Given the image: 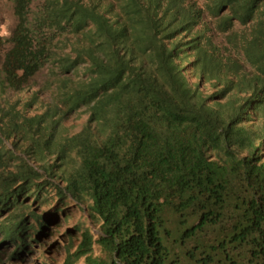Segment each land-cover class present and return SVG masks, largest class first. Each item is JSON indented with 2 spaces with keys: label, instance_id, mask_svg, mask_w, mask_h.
Returning <instances> with one entry per match:
<instances>
[{
  "label": "trees",
  "instance_id": "obj_1",
  "mask_svg": "<svg viewBox=\"0 0 264 264\" xmlns=\"http://www.w3.org/2000/svg\"><path fill=\"white\" fill-rule=\"evenodd\" d=\"M13 16L0 264L31 255L69 200L100 228L63 264H264V0H13ZM45 71L46 97L20 107Z\"/></svg>",
  "mask_w": 264,
  "mask_h": 264
},
{
  "label": "rangeland",
  "instance_id": "obj_2",
  "mask_svg": "<svg viewBox=\"0 0 264 264\" xmlns=\"http://www.w3.org/2000/svg\"><path fill=\"white\" fill-rule=\"evenodd\" d=\"M204 5L203 2L200 3ZM16 21L13 16V0H0V37L5 39L10 36L11 32L15 27ZM222 38L218 39L221 43ZM3 60V52L0 48V65ZM49 74L47 71L43 72L32 84L25 88L23 91L16 93L13 97L14 101H20V107L24 103L30 101L32 95L38 92L41 98H45L46 94L43 91L49 84ZM208 91L210 87L207 86ZM40 113L37 106L32 105L29 108L28 115H34ZM89 117L87 109L81 110L79 113L74 114L65 123V133L68 135H74L80 132L84 124ZM52 198L49 204L40 205L36 204L34 207L37 208L40 214H47V210L53 209L57 206V196L55 193H51ZM91 202L87 203H74L69 200L66 208V214H60V222H51L50 228L46 230V233L40 238V243L33 244L34 251L29 256L25 257V260L19 264H63L67 252L71 249L74 252L82 241L83 233L90 231L94 235V240H97L98 230L100 225L93 220L90 216L88 206ZM103 254L102 247L99 244H94L93 255L101 256ZM79 264H85V259H81Z\"/></svg>",
  "mask_w": 264,
  "mask_h": 264
},
{
  "label": "clouds",
  "instance_id": "obj_3",
  "mask_svg": "<svg viewBox=\"0 0 264 264\" xmlns=\"http://www.w3.org/2000/svg\"><path fill=\"white\" fill-rule=\"evenodd\" d=\"M79 112H80V111H79ZM79 112H78V113H79ZM89 115H90V113H89ZM88 118H89V117H88ZM87 120H88V119H87ZM66 122H67V121H66ZM66 122H65V123H66ZM86 122H87V121H86ZM85 124H86V123H85ZM85 124H84V125H85ZM64 126H65V124H64ZM83 127H84V126H83ZM83 127H82V128H83ZM64 129H65V127H64ZM81 130H82V129H81ZM81 130H80V131H81ZM78 133H79V132H78ZM64 134H65V135H68V134L65 133V130H64ZM74 135H75V134H74ZM69 136H73V135H69ZM71 201H73V200H71ZM73 202H74V201H73ZM74 203H77V202H74ZM59 222H60V221H59ZM50 224H51V223H50ZM49 228H50V225H49L48 229H49ZM98 233H99V230H98ZM97 235H98V234H97ZM97 235H96V236H97ZM97 237H98V236H97ZM67 253H68V252H67ZM66 257H67V256H66ZM65 259H66V258H65ZM64 261H65V260H64ZM21 262H22V261H21ZM19 263H20V262H19ZM19 263H18V264H19ZM63 263H64V262H63Z\"/></svg>",
  "mask_w": 264,
  "mask_h": 264
}]
</instances>
